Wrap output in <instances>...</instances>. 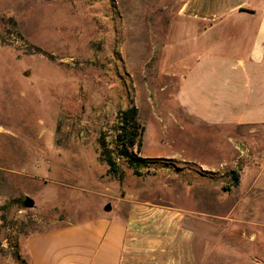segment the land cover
Returning <instances> with one entry per match:
<instances>
[{"label": "rangeland", "instance_id": "1", "mask_svg": "<svg viewBox=\"0 0 264 264\" xmlns=\"http://www.w3.org/2000/svg\"><path fill=\"white\" fill-rule=\"evenodd\" d=\"M181 1L0 0V264H33V234L104 215L126 222L133 203L211 225V248L264 254V145L248 144L253 128L185 120L177 80L162 71ZM132 100L139 155L159 160L154 174L136 176L118 159L115 177L98 140L112 139ZM229 135L244 141L230 146ZM240 201L263 204L234 208Z\"/></svg>", "mask_w": 264, "mask_h": 264}, {"label": "crops", "instance_id": "2", "mask_svg": "<svg viewBox=\"0 0 264 264\" xmlns=\"http://www.w3.org/2000/svg\"><path fill=\"white\" fill-rule=\"evenodd\" d=\"M161 49L162 71L177 80L175 103L185 120L210 129L253 128L248 144L264 145V0H182ZM226 139L230 146L244 141ZM261 204L240 201L234 208ZM200 223L133 203L126 222L104 215L71 223L31 235L26 247L33 264H264L254 248H211V225Z\"/></svg>", "mask_w": 264, "mask_h": 264}, {"label": "trees", "instance_id": "3", "mask_svg": "<svg viewBox=\"0 0 264 264\" xmlns=\"http://www.w3.org/2000/svg\"><path fill=\"white\" fill-rule=\"evenodd\" d=\"M132 103L130 107L119 112L112 139L108 141V135L103 134L98 140L101 159L108 165L109 173L115 177L121 176L118 159H124L136 176L154 174L152 165L159 160L139 155L143 146L144 127L139 121V109L133 100ZM143 168L146 172L142 171ZM232 179L238 184V176H232Z\"/></svg>", "mask_w": 264, "mask_h": 264}, {"label": "water", "instance_id": "4", "mask_svg": "<svg viewBox=\"0 0 264 264\" xmlns=\"http://www.w3.org/2000/svg\"><path fill=\"white\" fill-rule=\"evenodd\" d=\"M34 206H35V201L30 197H26L24 200V207L33 208Z\"/></svg>", "mask_w": 264, "mask_h": 264}]
</instances>
